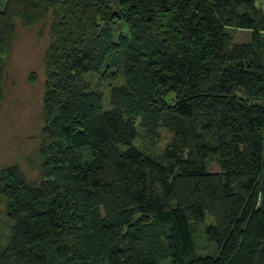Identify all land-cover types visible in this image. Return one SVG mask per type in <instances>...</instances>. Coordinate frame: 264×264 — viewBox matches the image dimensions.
I'll list each match as a JSON object with an SVG mask.
<instances>
[{"label":"trees","instance_id":"16d2710c","mask_svg":"<svg viewBox=\"0 0 264 264\" xmlns=\"http://www.w3.org/2000/svg\"><path fill=\"white\" fill-rule=\"evenodd\" d=\"M47 17L41 179L0 171V264H264V0H5L0 102L17 24Z\"/></svg>","mask_w":264,"mask_h":264},{"label":"rangeland","instance_id":"374dc122","mask_svg":"<svg viewBox=\"0 0 264 264\" xmlns=\"http://www.w3.org/2000/svg\"><path fill=\"white\" fill-rule=\"evenodd\" d=\"M5 0H0L3 3ZM49 17V16H48ZM40 21L29 27L17 24L16 35L11 50L3 55L5 78L2 84L3 99L0 102V171L16 165L29 181L41 179V159L39 155L40 133L43 128V98L45 95L44 55L50 43L49 28L51 19ZM234 39L242 41L243 33L237 31ZM96 85L98 77L91 76ZM98 88L104 91L108 102L109 90L106 83L99 82ZM139 117V135L132 142L146 155L161 157L169 145L173 132L163 126L158 127L153 136L144 132ZM2 211V207L0 206ZM0 219L1 216H0ZM205 223L192 225L196 252L199 255H218L214 243L205 239L204 229L212 220L206 217ZM158 264H170L168 257L159 258Z\"/></svg>","mask_w":264,"mask_h":264}]
</instances>
